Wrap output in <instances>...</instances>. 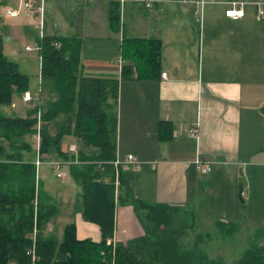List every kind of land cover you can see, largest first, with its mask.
I'll return each mask as SVG.
<instances>
[{
	"label": "crops",
	"instance_id": "1",
	"mask_svg": "<svg viewBox=\"0 0 264 264\" xmlns=\"http://www.w3.org/2000/svg\"><path fill=\"white\" fill-rule=\"evenodd\" d=\"M59 1L44 0V34L79 36L81 76L118 79L115 154L120 160L132 154L141 163L139 170L130 166L120 169L133 197L146 203L190 208L189 203L195 201L196 195H201L204 186L219 176L229 177L233 182L241 175L244 179L241 195H258L264 190V16L256 14L257 4L264 12V0H241L245 2L244 15L237 19L224 16L228 0H204L202 4L196 3L197 0H154L149 10L135 0H106L107 7H101L100 11L98 6H102L104 0H66L65 5L70 3L72 6L61 20L54 14ZM109 1L118 2L119 18L115 30L108 24ZM77 2H86L90 8ZM12 6V0H5L1 5L4 9ZM81 8L88 11L86 15L93 21L90 31L83 36L62 32L63 25L65 29L73 26V18L80 15ZM59 9L63 11V5ZM7 18V21L0 19V40L2 54L11 60L4 52L1 29L13 34L31 31L34 39L36 33L32 19L28 18L29 28L25 21L15 16ZM130 37L158 39L157 77H121V65L126 62L121 58L120 41ZM16 65L20 72L19 64ZM162 72L164 77L160 75ZM28 83L27 78L25 91L30 93L31 100L25 102L22 92H14L17 96L12 94L8 109L6 105H0V111L24 117L33 106L32 101L40 98V86L33 95ZM14 97L27 105L24 115L12 110ZM160 120L170 123L167 140L158 138ZM192 127H195V134L189 135L188 130ZM70 144L74 146L73 150H68ZM80 148L86 152L95 150L64 135L60 149L75 157L65 160L68 163L62 165L61 176H56V171L48 167L50 172L56 178L64 179L70 161L81 163L76 158ZM15 150L24 158L35 159L33 148L16 145ZM202 157L211 160L210 169L205 173L193 164L195 158ZM49 158L43 156L42 163L50 165ZM39 170L37 179L54 199L55 214L59 215V202L69 205L70 210H64L67 220L75 225L76 237L99 240L98 226L81 218L80 187L75 183L78 191L74 190L68 197L65 192L69 182L63 181L55 187L48 177L50 173L47 170L39 173ZM114 186L115 195L120 194L117 182ZM237 193V189L232 190V195L237 197ZM54 218L46 226L48 231L53 229ZM142 234L132 206L116 202L112 238L107 241L112 244L125 242Z\"/></svg>",
	"mask_w": 264,
	"mask_h": 264
},
{
	"label": "trees",
	"instance_id": "2",
	"mask_svg": "<svg viewBox=\"0 0 264 264\" xmlns=\"http://www.w3.org/2000/svg\"><path fill=\"white\" fill-rule=\"evenodd\" d=\"M118 18V2L109 1L108 24L112 30L117 28ZM42 41L40 76L53 80L57 97L42 113L41 121L61 113L66 122L52 135L40 127L38 152L46 158L73 160V154L60 149L64 135L86 148H95L89 152L78 149L76 158L81 163L70 161L67 171L80 187L81 218L96 224L100 237L97 241L78 239L73 222L63 224L59 235L47 231L57 211L56 203L37 179L33 161L20 151H12L16 145L28 149L26 142L17 143L16 139L33 135L37 107L28 108L24 117L0 111V138L5 140L0 142V264H226L200 251L197 241L190 247L180 246L177 236L187 213L183 207L146 203L131 195L120 169L115 177L110 161L116 148L118 79L80 75L79 36L44 34ZM53 41L59 46L55 47ZM159 50L158 39L122 38L119 51L126 63L121 65V77H157ZM26 88V75L4 57L0 40V105L10 104L12 94ZM169 125L158 122L160 140L170 137ZM116 178V188L121 191L117 195ZM116 202L132 206L143 234L125 242L106 243L112 238ZM222 224L217 221V225ZM228 224L231 228L226 237L236 227L234 222ZM258 232L264 237V229ZM231 264H264V244H251Z\"/></svg>",
	"mask_w": 264,
	"mask_h": 264
},
{
	"label": "rangeland",
	"instance_id": "3",
	"mask_svg": "<svg viewBox=\"0 0 264 264\" xmlns=\"http://www.w3.org/2000/svg\"><path fill=\"white\" fill-rule=\"evenodd\" d=\"M3 1L5 0H0V19L7 21L8 16L3 14L4 8L1 7ZM12 1H14V6L10 9H17L19 1ZM107 2L108 1L104 0L102 2L103 5L98 6V11H100L101 7H107ZM77 3L90 8V5H87L86 2ZM65 4L66 0H60L56 4L54 14L56 18H59V20H61V18L65 15H68V10H70V7L72 6L70 3H68L69 5ZM61 5H63V11H60L59 9ZM19 8L20 9L15 17L19 18V20L25 21L24 24L29 28L30 26L27 23L29 20L28 18L33 20L36 39H34V35L31 31L27 33L22 30V33L17 32L16 34H13L9 30L5 31L4 29H1L3 48L9 59L14 60L15 63L19 64L20 72L27 76L29 80L28 85L30 86L29 89L33 95L37 94L38 86H40V98L38 101H32V105L39 102L38 109L40 111V115H42L50 101L57 96V91L53 80L50 77L39 76V60L37 52L34 50L26 51L24 47L26 44L29 46L36 45L37 36L39 34V18L37 16H30L22 7L19 6ZM86 14H88V11L85 8H81L80 15L73 18V26L70 29H65V26L63 25L61 27L63 28L62 32H76L75 34H81L82 36L87 34L90 31V25L93 21ZM94 24H97V21H94ZM14 96H17V93H14ZM14 104L15 105L12 110L18 115H24L27 105L22 103L17 97H14ZM6 107L4 108L8 109V105H6ZM9 114L14 115L13 112H9ZM65 121L66 118L63 114H57L51 118L50 121H41L40 127L48 134L52 135L65 124ZM0 140L5 142L2 138H0ZM16 140L17 143L24 141L28 144V147L36 149V142L33 135H25ZM15 148L13 151L16 154ZM48 167L51 166L47 163H42L39 166L40 170L38 169L39 173L47 170L50 173L48 174V177L54 183L55 187L62 185L63 181L69 182L70 186L66 189V196H71L74 190L78 191V186L69 174H66L64 179L56 178L54 173L50 172ZM51 170L53 171L52 167ZM231 180L232 179L229 177L219 176L216 181L207 185L208 188L204 186L205 190L201 193V195H196L195 201L193 203H189L190 208L183 207L187 211L186 215H183L186 216V218L181 221L180 226H182V230L177 236V241L181 247H190L197 241L196 247L200 251L205 253L209 258H219L226 264H231L233 261L238 259L245 248L251 244H264V237L260 236L258 232L261 229H264V190L258 195H245V193H243L241 195L242 202H240L236 195H232V190L237 189L238 182L242 185L244 179L241 175H239V180L236 179L233 182H231ZM59 203V215H54L55 218L52 221L53 229L51 228L52 230L50 231L55 235H59L62 225L69 222V220H67V211L64 210L65 208L70 210L69 205L65 206V204L62 203V205ZM216 220H222V226L217 225ZM227 221L234 222L236 227L232 234L226 237L227 232L230 231L229 229L231 228ZM8 264L13 263L9 262Z\"/></svg>",
	"mask_w": 264,
	"mask_h": 264
},
{
	"label": "built area",
	"instance_id": "4",
	"mask_svg": "<svg viewBox=\"0 0 264 264\" xmlns=\"http://www.w3.org/2000/svg\"><path fill=\"white\" fill-rule=\"evenodd\" d=\"M19 1V6L22 7L30 16H37L39 18L38 23H39V36L37 38V43L35 46H25L26 51H36L38 55V60H39V68H40V61H41V56H42V49H43V41L42 37L44 35L43 32V21H44V0H18ZM123 1V0H119ZM136 2L140 3L144 8L146 9H151L152 2L154 0H135ZM204 0H197L196 3L202 4ZM244 1L241 0H228L225 3V8H224V16L228 17L230 19H237L240 18L244 15ZM18 12V9H10V8H5L4 9V14L7 16H16ZM256 14L258 17H263L264 12L262 10V7L257 4L256 5ZM52 44L55 47L59 46V43L57 41H53ZM162 77L165 76V73L162 72L160 73ZM22 100L25 102H29L31 100L30 93L28 91L22 92ZM38 101V99H37ZM39 103V102H38ZM38 103L34 104L33 106H36V112H35V124L34 128L35 131L33 133V137L36 142V149H35V159L33 160L36 175L39 169V166L42 163V155L38 152V146H39V138H40V123H41V115L40 111L38 109ZM189 135H194L195 134V127H192L188 130ZM74 146L72 144L68 145V150H73ZM48 163L50 166L56 171V176H61V168L63 164L68 163L65 160L61 159H56V158H49ZM114 175L115 177L117 176V173L119 169H121L124 166H130L134 170H139L141 167V163L135 159V157L132 154H127L122 160H120L116 154L114 158L110 161ZM210 163L211 160L208 159L207 157H202V158H195L193 161L194 166L202 173H205L209 171L210 169ZM117 182V178L114 180V183ZM33 235V233H32ZM106 243H109V241H106Z\"/></svg>",
	"mask_w": 264,
	"mask_h": 264
},
{
	"label": "water",
	"instance_id": "5",
	"mask_svg": "<svg viewBox=\"0 0 264 264\" xmlns=\"http://www.w3.org/2000/svg\"><path fill=\"white\" fill-rule=\"evenodd\" d=\"M237 190H238L237 197H238L239 201L242 202V197H241L242 185L240 182H238Z\"/></svg>",
	"mask_w": 264,
	"mask_h": 264
}]
</instances>
